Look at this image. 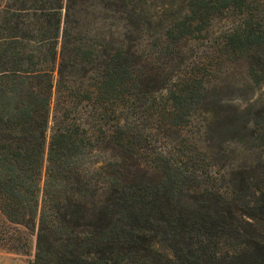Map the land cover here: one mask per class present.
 I'll return each instance as SVG.
<instances>
[{
  "label": "trees",
  "instance_id": "trees-1",
  "mask_svg": "<svg viewBox=\"0 0 264 264\" xmlns=\"http://www.w3.org/2000/svg\"><path fill=\"white\" fill-rule=\"evenodd\" d=\"M29 264H264V0H0V244Z\"/></svg>",
  "mask_w": 264,
  "mask_h": 264
},
{
  "label": "rangeland",
  "instance_id": "rangeland-1",
  "mask_svg": "<svg viewBox=\"0 0 264 264\" xmlns=\"http://www.w3.org/2000/svg\"><path fill=\"white\" fill-rule=\"evenodd\" d=\"M34 236L28 237L26 250H11L7 246L0 244V264H29L34 253Z\"/></svg>",
  "mask_w": 264,
  "mask_h": 264
}]
</instances>
